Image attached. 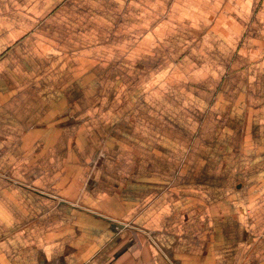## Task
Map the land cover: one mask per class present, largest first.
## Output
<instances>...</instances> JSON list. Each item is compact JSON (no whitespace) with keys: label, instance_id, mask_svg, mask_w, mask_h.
Here are the masks:
<instances>
[{"label":"crops","instance_id":"0c3cea01","mask_svg":"<svg viewBox=\"0 0 264 264\" xmlns=\"http://www.w3.org/2000/svg\"><path fill=\"white\" fill-rule=\"evenodd\" d=\"M0 264H264V0H0Z\"/></svg>","mask_w":264,"mask_h":264},{"label":"rangeland","instance_id":"374dc122","mask_svg":"<svg viewBox=\"0 0 264 264\" xmlns=\"http://www.w3.org/2000/svg\"><path fill=\"white\" fill-rule=\"evenodd\" d=\"M75 117L76 116L70 117V118L73 119V122H78V121H82L83 120L81 115H79L77 118H75ZM94 158H95V160L89 162V167H90L91 170L101 166V159L103 158V150L102 149L98 150L97 153L95 154Z\"/></svg>","mask_w":264,"mask_h":264}]
</instances>
